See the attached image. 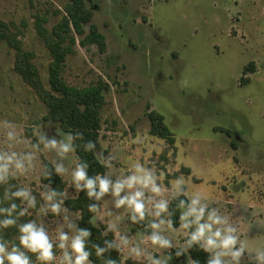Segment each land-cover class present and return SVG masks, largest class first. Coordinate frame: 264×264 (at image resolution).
<instances>
[{"label":"rangeland","instance_id":"rangeland-1","mask_svg":"<svg viewBox=\"0 0 264 264\" xmlns=\"http://www.w3.org/2000/svg\"><path fill=\"white\" fill-rule=\"evenodd\" d=\"M84 3L90 14L84 36L93 26L104 47L81 46L83 36L75 37L61 76L76 89L98 84L104 88L95 156L99 162L97 153L114 157L112 169L105 167V173L125 171L139 160L157 174L164 173L168 188L183 175L190 194L204 193L212 207L230 216L250 250L264 248V0ZM68 4L69 0H0V21L22 32L24 48L34 54L45 87L51 59L34 30L35 17L45 18L43 26L50 31L65 16ZM249 64L253 70L243 76ZM13 65V52L0 43V121L15 123L32 143L40 132L60 139L59 127L44 120L45 106ZM150 112L162 117L173 144L150 135ZM38 157L41 166L57 159L48 151ZM64 164L69 173L60 178L66 199H72L78 194L70 187V173L77 164L74 152ZM40 177L37 171L15 181L29 185L39 201ZM101 207L103 217L93 225L105 229L115 216L108 198ZM38 208L30 210V219ZM70 213L73 218L78 215ZM120 227L133 243L145 231L127 220H121ZM48 228L55 233L54 224ZM147 247L158 257L168 254ZM119 254L122 264H146L131 258L127 249ZM242 264H248L247 254Z\"/></svg>","mask_w":264,"mask_h":264},{"label":"clouds","instance_id":"clouds-1","mask_svg":"<svg viewBox=\"0 0 264 264\" xmlns=\"http://www.w3.org/2000/svg\"><path fill=\"white\" fill-rule=\"evenodd\" d=\"M0 130L3 133L0 143V186L3 187L0 196V264H94L89 246L103 264H119L111 253L125 249L137 261L170 264L174 257L185 256L193 248L207 255L204 264H242L245 254L248 264H264V248L250 250L230 216L212 207L204 193L190 194L183 175L171 181V188H168L163 183L164 173L157 174L154 168L139 160L119 173L109 171L90 176V165L86 161L77 163L71 170L70 187L86 194L92 220L102 219L103 200L108 198L112 205L111 214L115 219L106 224L104 236L112 233L113 239L105 238L102 244L91 242L92 229L78 224L83 216L73 218L65 206L67 193L51 186L54 174L63 177L69 173L64 160L75 151L74 141L83 140V134L63 133L57 128L60 139L40 132L36 142L32 143L26 141L17 131L16 124L7 119L0 121ZM83 147L85 151H94L96 143L89 140ZM41 151L55 153L57 159L52 162V168L40 165L38 153ZM97 156L101 157L102 166L112 169L114 157L105 158L102 153ZM37 171L49 180L41 186L39 201L29 185L13 182ZM173 201H176L175 210L171 209ZM38 205L35 218L22 220ZM120 210H123V216ZM176 210L179 211V229L175 228L173 219ZM49 216L51 219L46 223ZM121 220L144 228L138 242L133 243L129 233L122 231ZM49 224L55 225L54 234L49 232ZM13 228L16 233L9 238L6 230ZM147 246L168 250V254L158 257ZM188 264H201V261L189 256Z\"/></svg>","mask_w":264,"mask_h":264},{"label":"trees","instance_id":"trees-1","mask_svg":"<svg viewBox=\"0 0 264 264\" xmlns=\"http://www.w3.org/2000/svg\"><path fill=\"white\" fill-rule=\"evenodd\" d=\"M85 0H69V4L65 7V16L62 17L60 23L50 31L46 30L43 24L46 19L36 16L34 22V30L37 37L45 46L51 62L48 67L47 87L42 82L41 75L37 66L34 63V54L24 48L21 40L22 32L12 23L0 21V43L13 52L14 65L13 70L21 81L28 86L33 93L39 98L46 108V116L44 120L56 124L64 133L81 132L83 140H75L76 145L74 155L77 163L86 161L90 167L89 175L96 173H105L106 168L98 161L95 156V151H85L83 145L91 140L96 143L99 138L100 131V109L103 105V91L101 84L91 86L85 89H76L68 86L62 79L63 65L67 55L72 52V46L75 44V37H82L80 40L81 46L96 45L100 50L103 49V37L99 35L93 26L89 28V34L84 36V26L90 21V14L85 8ZM253 64H249L242 70V75L252 72ZM246 82V80H244ZM150 122V135L167 141L168 144H173L174 140L163 124V119L155 112L148 114ZM52 168L48 162H44ZM189 173L188 170L184 171ZM16 183V181H13ZM49 180L40 177V184H48ZM51 186L59 191H64V184L60 176L53 175ZM3 195V187L0 186V196ZM185 198V197H181ZM90 203L84 192H78L77 196L72 199L65 200V206L70 212L77 213L83 216L82 221H78L80 227L92 229L91 242L101 243L103 239H113V234L108 233L104 236V229L96 228L93 225V214L88 211L87 205ZM176 201L171 204V209L175 210ZM30 217H23L22 220H28ZM173 219L176 221L175 228H179V211H175ZM92 221V222H89ZM7 235L11 238L16 229H8ZM89 250L93 252L91 259L94 264H103V260L96 257L95 252L89 246ZM188 257L197 259L204 264L207 255L198 248L190 249L186 253ZM108 254L106 253L105 256ZM112 257L117 259L119 264H122L121 256L117 252L111 253ZM33 259H35L33 257ZM126 264H143L127 261Z\"/></svg>","mask_w":264,"mask_h":264},{"label":"crops","instance_id":"crops-1","mask_svg":"<svg viewBox=\"0 0 264 264\" xmlns=\"http://www.w3.org/2000/svg\"><path fill=\"white\" fill-rule=\"evenodd\" d=\"M187 263L188 264V255L185 254V256L181 257H174L173 260L170 262V264H181V263Z\"/></svg>","mask_w":264,"mask_h":264}]
</instances>
